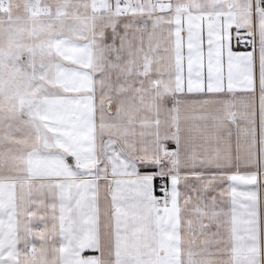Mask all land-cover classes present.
<instances>
[{
	"label": "snow or ice",
	"instance_id": "snow-or-ice-1",
	"mask_svg": "<svg viewBox=\"0 0 264 264\" xmlns=\"http://www.w3.org/2000/svg\"><path fill=\"white\" fill-rule=\"evenodd\" d=\"M0 264H264V0H0Z\"/></svg>",
	"mask_w": 264,
	"mask_h": 264
}]
</instances>
